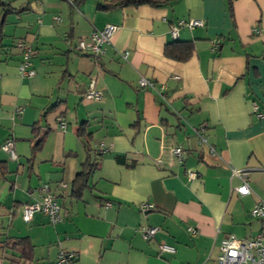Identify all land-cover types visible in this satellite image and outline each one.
Segmentation results:
<instances>
[{
  "label": "crops",
  "instance_id": "0c3cea01",
  "mask_svg": "<svg viewBox=\"0 0 264 264\" xmlns=\"http://www.w3.org/2000/svg\"><path fill=\"white\" fill-rule=\"evenodd\" d=\"M2 1L0 264H52L61 250L77 254L73 264H216L229 234H264V218L252 215L264 198V0L111 11L99 0ZM191 18L204 25L180 26L174 38L171 26ZM107 24L118 29L104 55L78 49ZM175 40L192 45L187 60L165 55ZM20 41L34 49L33 77L20 75ZM91 86L101 100L85 98ZM83 123L91 150L78 136ZM8 138L16 159L1 148ZM96 155L89 187L73 196L82 164ZM235 169L248 172L250 194L236 191L243 180ZM43 183L67 213L58 224L42 212L26 222L19 210L41 200ZM144 203L153 207L142 210ZM150 226L159 230L145 240L141 229ZM18 237L32 242L29 258L5 246ZM162 243L176 251L162 252Z\"/></svg>",
  "mask_w": 264,
  "mask_h": 264
},
{
  "label": "built area",
  "instance_id": "2783aa9c",
  "mask_svg": "<svg viewBox=\"0 0 264 264\" xmlns=\"http://www.w3.org/2000/svg\"><path fill=\"white\" fill-rule=\"evenodd\" d=\"M204 21L202 19L191 18L189 20H182L177 25L171 26V33L174 38L178 37V30L180 26H186L189 28H195L203 26ZM118 27L114 24H107L103 28H94L90 33L89 40L82 39L78 43V49L83 52L94 54L95 56H102L106 52V46L111 43V36L117 31ZM214 46L217 47L219 39L213 40ZM18 47L22 50V60L19 65V72L22 77H33L36 75V70L32 66V56L34 49L30 44L24 41L18 43ZM140 84L144 87H154V82L146 78L140 79ZM85 98L88 100H101L102 93L94 89L93 86L85 93ZM165 100L166 97L163 96ZM17 111L21 113L22 108H18ZM256 112L258 116L262 117L263 113L259 111L256 106ZM62 128H65V124H61ZM2 150L7 152L12 159L17 158L15 150V141L13 138H8L5 143L1 146ZM99 151L103 152L106 150L104 144L99 147ZM172 154L182 161L185 158V152L181 146H175L171 149ZM234 174L242 178L243 182L236 188V191L242 196L251 193L249 186V174L244 170H234ZM191 177L195 176L194 172L190 173ZM62 187H67L66 184L62 183ZM40 190L43 194L41 200H36L25 205H22L19 210L22 214L23 219L26 222H30L36 212H42L45 214L52 224H58L62 222L67 215L62 210L61 205L57 200L55 191L52 190L48 183H43L40 186ZM107 206L111 203L107 202ZM153 207V204L144 203L142 204V210H149ZM252 215L256 218H264V198L261 199L253 208ZM159 228L150 226L143 227L141 229L142 237L145 240H151L155 237ZM221 252L217 257L216 264H264V234H259L256 238L249 240H241L233 234L226 236L220 246ZM162 252H175L176 248L173 245L162 243ZM77 254L73 251L61 250L58 254L57 259L52 264H73L76 260Z\"/></svg>",
  "mask_w": 264,
  "mask_h": 264
},
{
  "label": "trees",
  "instance_id": "16d2710c",
  "mask_svg": "<svg viewBox=\"0 0 264 264\" xmlns=\"http://www.w3.org/2000/svg\"><path fill=\"white\" fill-rule=\"evenodd\" d=\"M83 1V0H78ZM170 0H99L98 7L104 11H111L116 8H121L129 5H151L155 7L162 6L169 2ZM0 5H5V3L0 0ZM193 48L192 45L189 44V42L186 41H178L175 40L171 43H168L165 47V55L169 58L179 60V61H185L187 60L190 55L192 54ZM84 123L80 127L78 131V136L83 138L86 148L89 149L90 145V139L92 137V134H86ZM37 130V127H34V131ZM37 134V133H36ZM45 138L43 137L38 141V143L34 146V151L40 150L42 148V145L44 143ZM123 158L118 157V161L123 162ZM82 169L77 173L76 178L73 181L72 185V194L73 196L80 197L81 193L87 189L88 181L91 173L97 170L98 163H97V155L93 157H88L86 161L82 164ZM4 166H2V163H0V175L4 176ZM6 247L8 246H17L18 249L22 250L23 257L29 258L31 255V252L33 250V244L29 240L28 237H18L15 241L7 242Z\"/></svg>",
  "mask_w": 264,
  "mask_h": 264
}]
</instances>
